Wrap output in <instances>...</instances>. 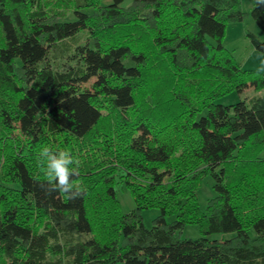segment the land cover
Instances as JSON below:
<instances>
[{"label": "trees", "instance_id": "16d2710c", "mask_svg": "<svg viewBox=\"0 0 264 264\" xmlns=\"http://www.w3.org/2000/svg\"><path fill=\"white\" fill-rule=\"evenodd\" d=\"M241 5L0 0V264H264V72L223 45L247 15L264 33V7ZM247 87L249 99L216 103ZM45 146L79 161L83 197L46 194ZM188 225L201 237L184 238Z\"/></svg>", "mask_w": 264, "mask_h": 264}, {"label": "rangeland", "instance_id": "374dc122", "mask_svg": "<svg viewBox=\"0 0 264 264\" xmlns=\"http://www.w3.org/2000/svg\"><path fill=\"white\" fill-rule=\"evenodd\" d=\"M242 10L249 13L253 8V0H241ZM249 31L257 35L260 40H264V33L259 30L250 15L246 16V19L242 23L230 24L227 28L226 35L223 41L224 47L231 53L233 59L236 63L241 64L245 70L254 72H264V55L254 49L250 40L246 37V32ZM202 79L205 76L198 75ZM208 78H205L206 80ZM245 80H243L244 82ZM162 87H165V83H162ZM234 86V85H233ZM152 85L147 83V88H151ZM205 88L207 85L204 86ZM163 91H156L157 99L152 102L156 107L161 106V98ZM256 94V90L252 87L244 88L240 93L237 90L224 95L216 100L217 104L224 106L234 105L238 102L249 99ZM154 103H158L155 105ZM214 181L210 176L206 177L200 188L198 190V199L201 210L206 208L207 202L210 198L215 196V191L213 188ZM117 197L121 203V207L124 213H130L135 208L134 198L132 197L130 191L124 186L119 185L117 187ZM160 215L159 209H149L143 212V222L147 228H151L154 225V220ZM173 220V217L169 218ZM232 234H217L213 235L216 238H228ZM184 238L197 239L201 237L199 227L197 225L186 226L184 233ZM124 264V263H117Z\"/></svg>", "mask_w": 264, "mask_h": 264}, {"label": "clouds", "instance_id": "9594fccd", "mask_svg": "<svg viewBox=\"0 0 264 264\" xmlns=\"http://www.w3.org/2000/svg\"><path fill=\"white\" fill-rule=\"evenodd\" d=\"M256 5L264 7V0H256ZM37 165L46 181V194L57 193L67 200H75L86 194V187L78 179L79 161L68 150H53L45 146L38 153ZM73 176L77 179H72Z\"/></svg>", "mask_w": 264, "mask_h": 264}, {"label": "crops", "instance_id": "0c3cea01", "mask_svg": "<svg viewBox=\"0 0 264 264\" xmlns=\"http://www.w3.org/2000/svg\"><path fill=\"white\" fill-rule=\"evenodd\" d=\"M258 28V27H257Z\"/></svg>", "mask_w": 264, "mask_h": 264}]
</instances>
